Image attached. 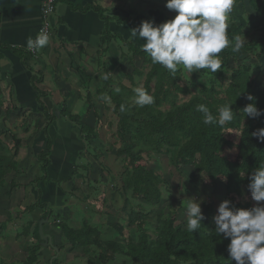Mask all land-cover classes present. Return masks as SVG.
I'll return each instance as SVG.
<instances>
[{"label": "trees", "instance_id": "16d2710c", "mask_svg": "<svg viewBox=\"0 0 264 264\" xmlns=\"http://www.w3.org/2000/svg\"><path fill=\"white\" fill-rule=\"evenodd\" d=\"M166 2V0H165ZM243 0H236V5ZM255 11H264V0H248ZM57 4V3H56ZM99 16L105 23L101 38L103 44L99 50L101 56L107 53V47L112 42L120 40L126 46V52L121 50L120 58L128 59V63L135 57L142 58V65H134L133 70L124 75L130 80V85L112 76L107 69L104 73L109 75L107 81L98 76H86L83 89L86 90V98L89 109L95 115L96 124L90 126L80 120L77 115H72L64 106L60 111L62 117L79 126L81 139L86 142L88 153L93 160H98L104 153L98 147L91 144L99 139L101 127L104 125L110 129L112 137L119 142L116 148L113 142L103 144L106 153H113L123 160V171L120 173L121 192L124 195L123 208L130 209L132 214L125 215L126 225L121 222L93 223L87 218H82L79 225H72L70 219L58 218L54 215V206L49 201H43L41 185H48L52 178L48 176V167L51 164L53 142L48 132L50 124L57 120V116L47 110L42 98L46 92L38 90L37 101L43 106L44 116L48 117L45 127V145L36 154L41 168V176L35 177L32 184L37 190V199L31 203L25 211L35 212L41 210V216L36 220L32 231V240L27 245V256L23 264H52L58 259L63 245H55L58 254L45 259V247L38 233V223L41 219H49L54 216L53 224L60 230L63 241L71 246V249L80 247L86 258L83 264H236L229 258L228 244L230 238L221 234H215V223L211 220L212 208L207 204L202 208L204 219L200 229L192 232L186 224L178 222L176 209L173 206L163 207L156 214V226L154 229L146 225L148 212H144V205L140 199L151 206H158L163 198V187L168 188V182L162 178L153 168L143 164L145 154L163 155L168 159L169 165L178 168L181 165H191L198 173L215 181L222 177L225 180L228 195L239 194L242 189L248 188L249 176L254 168L264 165V142L260 141L252 133L264 128V115L257 118L244 117L243 108L252 101L247 100V95L255 97L258 109L264 110V84H256L253 80L255 64H247L239 67L238 63L243 57L256 56L258 60L264 57V46L260 53H255L256 41L243 44L239 52L232 51L231 44L236 36L246 33L248 20L246 16L239 17V23L234 22L232 14L228 21L227 35L230 46L224 49L218 58L222 68L211 73L207 69L197 70L186 76L183 70L175 76L158 64H153L141 45L131 40H125L121 35H114L109 30L112 16L98 9ZM122 23L125 18H117ZM12 51H18L13 49ZM128 52L131 54L128 55ZM234 62L235 66H231ZM105 67V63L101 64ZM197 74V76H196ZM229 76L231 85H222L218 80ZM135 76H143L142 87L154 98V103L143 108L133 105V86ZM31 83L34 85L36 76L31 75ZM35 87V86H34ZM119 87L120 92H115ZM36 89V88H35ZM95 96V97H94ZM125 104L127 110L120 111V105ZM198 104H205L214 116L220 106L230 105L234 119L225 126L239 132L237 144L228 140L218 125H205L203 114L197 111ZM100 107L106 111L105 121L101 118ZM14 140L13 146L2 137L0 133V199L2 196L10 197L11 191L21 188L16 181H9L8 189H5L8 177L19 168V151L21 138L11 132ZM225 146H235L239 162L232 161L219 152ZM81 154V153H80ZM92 164H78L73 167L72 178L81 175L86 179L87 197L97 198L101 180L90 179ZM240 174H245L241 177ZM60 183V181H57ZM57 183V185H59ZM115 188L116 185L114 184ZM117 189V188H116ZM236 208H252L257 206L256 201H237L230 198ZM264 204V202H259ZM20 209L10 212L7 221L0 223V230H4L7 223L15 221L19 223V230L15 229L16 237L29 236L31 223H20ZM58 218V222L57 219ZM47 224V223H46ZM45 225V224H44ZM43 225V226H44ZM116 230L120 237L126 236V240L103 237L104 228ZM128 229V234L125 233ZM45 259V260H44Z\"/></svg>", "mask_w": 264, "mask_h": 264}, {"label": "crops", "instance_id": "0c3cea01", "mask_svg": "<svg viewBox=\"0 0 264 264\" xmlns=\"http://www.w3.org/2000/svg\"><path fill=\"white\" fill-rule=\"evenodd\" d=\"M135 1L138 0H57L55 11L49 17L50 42L32 53L28 50L27 39L30 36L35 38L42 24V0H0V123H5L13 133L24 132L25 137H31V152L18 156L19 168L9 176L5 186L8 189L9 181L22 185L21 188L13 189L10 197L5 196L11 202L8 211L11 212L12 207L20 209L18 222L31 223L29 236L19 238H27L30 242L35 222L41 216L40 209L35 212L25 211L37 199L38 193L32 182L42 174L39 163L36 164V170L35 162L31 158L33 156L37 159L36 154L45 145L43 128L48 117L44 116L43 106L37 101L39 89L46 92L47 96L42 101L47 110L57 116V120L48 128L53 142L51 164L48 167V176L52 181L48 185H41L42 200L50 201L54 206V215L71 220V208L82 206L80 199L74 196L75 193H85L84 197L91 204L98 202L101 197L100 192L97 199L87 197L86 179L81 175L72 178L73 167L81 163L79 154L84 155L83 152L87 150L86 142L81 139L79 126L62 117L60 111L65 106L72 115H77L80 120L94 126L95 115L89 109L87 93L83 89L85 77L103 75L105 70L102 69V62L116 79L115 72L124 70L127 64L131 65L127 58H120L121 50L126 52V46L120 40L118 43H110L107 53L102 56L99 54L101 46L104 45L101 36L105 23L99 16L98 9L104 12L107 10L108 15L113 17L109 23L112 34H119L125 40H131L138 45H142L144 41L130 38L132 28L139 26L144 20L159 24L169 19L166 8L165 11L164 8L158 10L159 7L153 5L154 0H142L144 8L140 4L137 9H131L132 3L133 6L137 4ZM117 18L127 20L120 23ZM13 49L18 51L14 52ZM128 55L131 54L128 52ZM33 74L36 76L34 85L30 80ZM91 145L96 146L94 142ZM92 169L94 170V166ZM90 179L98 178L95 179L91 174ZM105 198L101 202L106 209L111 210V202L106 207ZM83 206L86 208L87 204L83 203ZM97 210L86 212L84 216L90 222L102 223L92 219L99 214ZM48 222L43 226L45 233L51 235L53 244L63 245L59 255L63 250L71 252L73 257L77 255L75 251L78 249L82 252L80 247L71 249L63 241L60 230L57 227L51 229ZM44 253L46 254L45 251Z\"/></svg>", "mask_w": 264, "mask_h": 264}, {"label": "clouds", "instance_id": "9594fccd", "mask_svg": "<svg viewBox=\"0 0 264 264\" xmlns=\"http://www.w3.org/2000/svg\"><path fill=\"white\" fill-rule=\"evenodd\" d=\"M236 4V0H166L165 7L174 11V18L155 24L144 20L131 29L130 38L144 41L141 50L147 54L153 64L167 69L173 76L183 70L188 75L207 69L216 73L222 68L218 55L230 46L227 35L228 21ZM50 42L47 32L41 30L35 38L28 37L29 49H41ZM245 38L236 36L231 44L234 53L239 52L245 43ZM101 78L109 79L107 73ZM119 93V87L114 89ZM133 105L145 107L154 103V98L143 87L133 89ZM252 101L244 108V117L257 118L264 115V110L257 108L255 97L247 95ZM229 105L220 106L214 116L205 104H198L197 111L203 114L205 125L224 127L234 119L233 110ZM127 106L120 105V111L125 112ZM264 142V128L252 133ZM244 177L245 174H240ZM248 188L251 197L258 202L252 208H236L228 199L223 200L213 217L215 234L230 238L228 244L229 258L236 264H264V165L254 168L249 176ZM186 227L195 232L200 229L204 219L201 202L189 199L185 207ZM119 257H117V264Z\"/></svg>", "mask_w": 264, "mask_h": 264}, {"label": "rangeland", "instance_id": "374dc122", "mask_svg": "<svg viewBox=\"0 0 264 264\" xmlns=\"http://www.w3.org/2000/svg\"><path fill=\"white\" fill-rule=\"evenodd\" d=\"M243 1L244 2H240L237 5L235 4V7L231 14L234 22L236 23H239L240 16L247 17L248 27L246 28L247 31L245 35L242 36V38L244 37L246 41L245 43L249 44L254 43L256 41L257 45L255 53L258 54L260 53L261 48L264 46V11L262 13L257 12L249 4L248 0ZM258 1L259 3L263 2V0ZM136 3L137 4H134V6L133 3L131 4V9H137V6H139L140 4H142V7L144 8V2L142 0H138ZM165 4V0H154L153 2V5L155 7H159L158 10L164 8L163 11H165L166 8ZM166 11L169 16V19L174 18V16L176 15L174 11H170L167 8ZM142 62L143 61L141 57H135L134 60L131 61L132 65L127 64L124 70L115 72L117 79H120L125 84L130 85V80L124 75V73L132 71L134 65H137V67L141 66ZM230 63L231 66H235L234 62ZM250 63L255 64L256 66L255 71H253L254 82L256 84H264V57L262 60H258L255 55L250 56L248 58L243 57V59H241L236 64L239 67H242ZM102 69H107L106 64L105 67H103ZM184 74L188 76L186 72H184ZM143 79V76H135V83L133 86L131 85V87H133V89L136 87H142ZM218 83L225 86L231 85V81L228 75L218 80ZM100 113L101 118L105 121L106 111H103L102 107H100ZM1 127L2 137L13 146L14 140L11 138V131L8 129L5 123L1 124ZM15 129H17V127ZM222 132L225 137L230 140V142H232L233 144L238 143V131L231 130L224 126L222 127ZM25 135L26 134L24 132L17 133V136H19V138H22L21 149L19 151V155L21 154V156H23L24 153H27L29 151L31 152V150L29 149L31 137H25ZM115 140L116 139L111 135L110 129L107 128L106 125H104L103 127H101L99 139L94 141L96 147H98L99 150L104 153V155H102V157L95 161L91 159L93 158V156L91 155V153H88L87 150L83 152L84 155L79 154L78 159L81 160L82 164H85L86 161L90 162V160H92L91 164L92 166H94V170L92 169L90 171V175L92 174L95 179H103L104 181L101 180L103 184L99 186L101 197L98 202H92L91 204L87 202V199L84 197L85 193L83 195L82 192L80 193L79 191L75 193L74 196H77V198L80 199L79 201L80 204L82 202V206L81 208H71L72 214L70 213V217L72 225H79L80 220L85 217L84 214H86V212L90 213L92 210L95 211L96 209H98L97 212H99V214H97L96 216L94 215L92 219L100 221L102 223L121 222L122 224L126 225L125 215L132 214V211L129 208H123L124 195L122 194L120 189V173L123 171V160L121 157H116L113 153H106L103 147L104 143L110 141L113 142L115 147L117 148L119 146V142ZM219 153L232 161L239 162L237 149L235 148V146H225ZM87 156H90V158H88ZM31 158L35 162V168L39 162L35 157L32 156ZM142 163L150 168H153L169 184L168 188L163 187V198L158 206H151L140 199V202H142L144 205V212L149 213V217L145 221L146 225L152 229H154V227L156 226V214L163 207L167 206H173L176 209L178 222L186 224L185 207L186 204L189 202V199H195L198 202H201V209L204 208L207 204H210L212 208L211 220H214L213 217L217 214L219 204L225 199L230 200V198L233 197L237 201L252 200L251 194L246 188L242 189L239 194L228 195L225 187V180L222 177L218 178L215 181H211L205 176L204 173H198L191 165H181L178 168H174L169 165L166 156L145 154ZM35 169L37 170V168ZM114 184L116 185L117 189L115 188ZM104 198L106 199V207L109 205V202H111V210L106 209L104 207L103 202H101ZM1 202L3 207L2 209L0 208V222H4L7 221V211L8 207H11V202L10 200L8 201L5 196H3ZM83 203L87 204L86 208L85 206H83ZM102 208H104V210H102ZM14 210L15 208L12 207L11 212ZM8 212L10 213V211ZM58 218H56L57 222L59 220ZM60 219H62V217ZM53 220L54 216L48 219V224H50L51 229L54 230L56 226L53 224ZM13 222L14 221L7 223L5 229L3 231H0V264H23V261L27 256V245L29 241L27 238L23 239L16 237L15 229L19 230V224ZM104 229V231L106 232L103 237L109 239H123V241L126 240V236L120 237L118 232L113 228L106 227ZM124 234H128L127 228H125ZM31 240L35 242V239ZM45 252V259H49L50 256L54 255L53 249L49 246L46 247ZM75 254L77 255L73 257L71 252L68 253L63 250L60 255L58 254V259L53 260L52 264H83L86 262V258L84 257L82 252H80L79 249L75 251Z\"/></svg>", "mask_w": 264, "mask_h": 264}, {"label": "built area", "instance_id": "2783aa9c", "mask_svg": "<svg viewBox=\"0 0 264 264\" xmlns=\"http://www.w3.org/2000/svg\"><path fill=\"white\" fill-rule=\"evenodd\" d=\"M57 0H42L40 12H41V20L42 24L39 28L38 33L43 30L51 35L50 31V23H49V17L50 15L55 11ZM28 50L32 53L36 51V49H29Z\"/></svg>", "mask_w": 264, "mask_h": 264}, {"label": "water", "instance_id": "95a60500", "mask_svg": "<svg viewBox=\"0 0 264 264\" xmlns=\"http://www.w3.org/2000/svg\"><path fill=\"white\" fill-rule=\"evenodd\" d=\"M47 221H48V219H41L39 221V223H38L39 237H40V239L42 241V245L44 247H48L49 246L50 248H52L56 252V254H58V248H57V246H55L53 244L51 235L45 233V231H44L43 225L46 224Z\"/></svg>", "mask_w": 264, "mask_h": 264}]
</instances>
